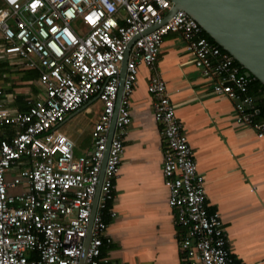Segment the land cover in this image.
Segmentation results:
<instances>
[{
	"label": "built area",
	"instance_id": "1",
	"mask_svg": "<svg viewBox=\"0 0 264 264\" xmlns=\"http://www.w3.org/2000/svg\"><path fill=\"white\" fill-rule=\"evenodd\" d=\"M172 8L171 0H16L15 5L0 0V13H7L0 22V54L15 56L23 68H38L44 91L22 111L7 107L0 90V264H81L129 49L85 264H126L102 257L103 245L111 242L105 214L124 155L139 65L156 63L168 33L182 36L196 66L214 82L213 93L232 100L236 121L264 138V119L258 118L250 93L255 77L209 40L185 10L166 19ZM148 89L165 143L162 171L169 204L185 230L179 239L181 264H246L233 256L221 214L208 209L205 175L162 72ZM95 96L104 107L93 146L89 153H77L76 142L58 126Z\"/></svg>",
	"mask_w": 264,
	"mask_h": 264
},
{
	"label": "crops",
	"instance_id": "2",
	"mask_svg": "<svg viewBox=\"0 0 264 264\" xmlns=\"http://www.w3.org/2000/svg\"><path fill=\"white\" fill-rule=\"evenodd\" d=\"M159 72L194 148L198 169L205 175L208 209L221 214L233 256L246 264H264V138L251 125L236 121L232 100L213 93L214 82L196 66L177 32L164 37L153 66L139 65L124 155L105 214V234L111 242L103 245L102 257L126 264H181L179 239L185 230L169 204L162 171L165 143L148 89ZM39 75L38 68H23L15 56L0 54L4 104L12 110H28L44 92ZM97 100L102 102L95 96L58 126L76 142L77 153L92 149L101 112L94 119L87 116ZM22 165L13 167L8 179Z\"/></svg>",
	"mask_w": 264,
	"mask_h": 264
},
{
	"label": "water",
	"instance_id": "3",
	"mask_svg": "<svg viewBox=\"0 0 264 264\" xmlns=\"http://www.w3.org/2000/svg\"><path fill=\"white\" fill-rule=\"evenodd\" d=\"M173 8L166 19L179 9L195 18L202 28L245 69L247 76H254L264 84V0H171ZM122 65L121 80L115 113L109 135L108 148L91 216L84 254L81 264H85L87 247L101 194L109 147L116 130V121L124 90L127 73V58Z\"/></svg>",
	"mask_w": 264,
	"mask_h": 264
},
{
	"label": "trees",
	"instance_id": "4",
	"mask_svg": "<svg viewBox=\"0 0 264 264\" xmlns=\"http://www.w3.org/2000/svg\"><path fill=\"white\" fill-rule=\"evenodd\" d=\"M203 34L209 40L218 44L205 30ZM222 49L225 50L223 47ZM236 63L241 66L243 71H246V69L237 60H236ZM250 93L255 97L257 106L259 108L258 118L264 119V84L259 79L254 78L250 85Z\"/></svg>",
	"mask_w": 264,
	"mask_h": 264
},
{
	"label": "rangeland",
	"instance_id": "5",
	"mask_svg": "<svg viewBox=\"0 0 264 264\" xmlns=\"http://www.w3.org/2000/svg\"><path fill=\"white\" fill-rule=\"evenodd\" d=\"M81 23V22H80ZM92 108H93V113L89 114L87 116L88 119H94L96 116H98L99 112L103 111V103L100 102L99 100L95 101L94 103L91 104ZM101 115V114H100ZM84 118V117H83ZM84 120V121H83ZM81 122L82 124H84L85 122V118L83 119ZM257 132V131H256ZM258 134V133H257Z\"/></svg>",
	"mask_w": 264,
	"mask_h": 264
},
{
	"label": "clouds",
	"instance_id": "6",
	"mask_svg": "<svg viewBox=\"0 0 264 264\" xmlns=\"http://www.w3.org/2000/svg\"><path fill=\"white\" fill-rule=\"evenodd\" d=\"M39 2V0H37V3ZM9 3H11V4H16V0H9ZM31 8H32V10L34 11L35 10V7H36V4H32L31 6H30ZM109 7H111V6H109ZM69 15H71V13H69ZM7 16V13L5 12V13H0V22H2L3 21V19L5 18Z\"/></svg>",
	"mask_w": 264,
	"mask_h": 264
}]
</instances>
